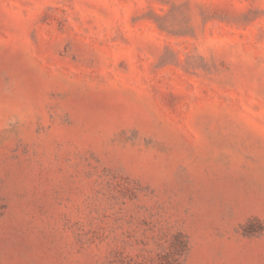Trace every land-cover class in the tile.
<instances>
[{
    "label": "rangeland",
    "instance_id": "obj_1",
    "mask_svg": "<svg viewBox=\"0 0 264 264\" xmlns=\"http://www.w3.org/2000/svg\"><path fill=\"white\" fill-rule=\"evenodd\" d=\"M0 264H264V0H0Z\"/></svg>",
    "mask_w": 264,
    "mask_h": 264
}]
</instances>
